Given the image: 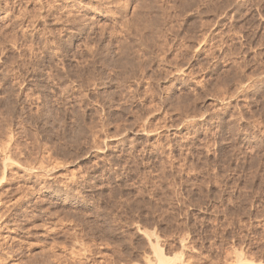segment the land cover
<instances>
[{
	"label": "rangeland",
	"instance_id": "rangeland-1",
	"mask_svg": "<svg viewBox=\"0 0 264 264\" xmlns=\"http://www.w3.org/2000/svg\"><path fill=\"white\" fill-rule=\"evenodd\" d=\"M157 248L264 264V0H0V264Z\"/></svg>",
	"mask_w": 264,
	"mask_h": 264
},
{
	"label": "bare ground",
	"instance_id": "bare-ground-1",
	"mask_svg": "<svg viewBox=\"0 0 264 264\" xmlns=\"http://www.w3.org/2000/svg\"><path fill=\"white\" fill-rule=\"evenodd\" d=\"M157 249H154V255H155V261L156 262H153L152 263V262L146 261L145 264H174L173 262L169 261L163 255L160 254L161 253L160 252L161 250L159 248H157Z\"/></svg>",
	"mask_w": 264,
	"mask_h": 264
}]
</instances>
